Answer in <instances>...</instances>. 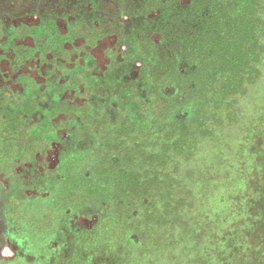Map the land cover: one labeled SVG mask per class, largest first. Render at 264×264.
<instances>
[{"label": "rangeland", "instance_id": "374dc122", "mask_svg": "<svg viewBox=\"0 0 264 264\" xmlns=\"http://www.w3.org/2000/svg\"><path fill=\"white\" fill-rule=\"evenodd\" d=\"M94 2L96 8L89 5L78 16L85 17L86 24L107 20L114 25L103 27L95 34L100 39L88 45L82 36L87 28L74 24L67 29L64 24L59 25L61 54L53 61L60 75L88 73L93 77L120 72L117 103L143 98L152 107L158 106L160 114H173L170 126L174 131L189 126L197 99L192 73L199 65L187 59L191 50L185 42L206 23L202 40L207 47L214 30L208 18L225 7L232 9L236 0ZM182 34L186 35L183 39ZM26 45L31 47L28 54L33 59L22 64L12 57L0 59V87L9 85L7 90L16 93L8 98V91H0V103L5 104L3 109L16 114L24 92L30 93L27 103L31 105H26L25 112L33 125L50 109L52 89L58 84L54 75L46 71L51 57L41 60L37 45ZM119 50L124 56L113 59ZM124 51L128 55L126 61ZM135 53L134 59L131 54ZM155 70L160 80L152 88L147 81ZM66 79L62 80L66 92L61 97L56 121L66 119L64 107L75 87ZM111 99L109 105L113 106ZM230 109L225 120L211 126L210 132L197 142L193 155L175 171L184 181L174 198L185 199V205L177 208L178 213L171 211L177 218L173 229L158 230L157 248H138L131 242L136 234L130 232L129 237L123 236L121 244L105 248L100 256L94 255L93 244L98 236L95 225L84 224L86 231L80 233L73 229V237L58 228L57 223L51 224L57 217L56 212H43V207L49 205L46 195L30 197L28 193L26 201L10 210L3 201L6 178L0 175V264H264V58L254 82L233 99ZM152 131L159 132L157 124ZM153 141L147 140L143 148H152ZM49 160L52 163L54 158ZM143 203H148L145 197ZM79 243L80 250L73 247ZM125 252L130 259L135 258L136 252L138 256L135 261L104 260L117 254L124 257Z\"/></svg>", "mask_w": 264, "mask_h": 264}, {"label": "flooded vegetation", "instance_id": "af4514ba", "mask_svg": "<svg viewBox=\"0 0 264 264\" xmlns=\"http://www.w3.org/2000/svg\"><path fill=\"white\" fill-rule=\"evenodd\" d=\"M94 1L0 0V59L12 57L13 61L22 64L27 59L34 58L29 56L28 50L31 47L27 46L26 42L37 45L36 51L41 60L46 56L51 57L48 60L46 71L49 75H54L55 82L58 84L55 89H52L54 98L51 100L50 109L37 117L38 121L33 125H30L28 114L25 112L26 105H29L27 102L30 93L26 95V91L24 92L22 106L16 114L3 109L2 106L5 107V104L0 103V175L6 178L4 181L7 188L3 201L9 205L10 210L14 211L22 201H26L29 198L28 193L30 197L46 195L49 205L43 207V212L47 215L56 212L57 217L51 224L56 225L57 223L58 228H62L73 237H75L72 233L73 229L80 233L86 231L84 224L95 225L98 236L93 244L96 249L94 255L100 256L105 248L119 244L117 242L119 236L123 237L118 236L119 229L110 224L114 208L111 200L86 195V192L74 191L70 187L87 188L86 184H89L95 175L92 170L96 166H104L105 162L109 164V160L115 161L120 150L114 147H121L125 144L128 150L140 151V165H142L147 153L154 151L159 143L168 142V137H161L164 129L168 128L170 133H174V128L170 126L173 114H160L158 106L152 107L143 98L116 102L118 89L121 86L118 79L120 72L93 77L88 76V73L86 75L82 73L60 75L53 61L61 54V52L58 53L60 50L58 41L61 39L58 36L59 25L64 24L67 29L74 24L82 29L87 28L88 31L82 34L84 44L87 45L100 39L99 37L97 39L95 34L103 27L106 28L107 24L109 27L114 25L107 20H96L93 24H86L85 17L78 16L80 10L86 11L89 5L96 8ZM124 53V61H126L128 55L126 51ZM136 55L137 53L131 54L134 59ZM120 56L124 55L119 50L112 58L119 59ZM153 68L158 69L156 66ZM153 74L149 75L147 81L152 88L158 86L160 79L158 71L155 70ZM63 78L71 80L75 87L72 89L70 101L64 104L66 119L56 121V115L62 106L61 97L66 92L62 86ZM9 87V85L0 87V91H8V98H13L16 93L12 94V90H7ZM111 96H113L112 99ZM110 99L115 105H109ZM145 109L155 113L154 118H149L151 122L148 124H144L143 119L139 121L141 127L137 140L132 138L123 140L120 136L122 128L132 118H136V114ZM154 124L158 125L159 132L152 131ZM63 129L65 131L61 135L60 131ZM148 131L152 133H146ZM14 134L21 139L22 148H17L13 144L11 137ZM114 136L119 137L114 140ZM149 139H154V146L145 150L142 145ZM106 141H113L116 145L108 146ZM50 157L54 158L52 163H49ZM133 160L138 165L136 156ZM0 187H2L1 183ZM144 197L142 196V201ZM146 200L150 201L149 198ZM92 217L94 219L88 221L87 218ZM113 230L116 232L114 235L111 234ZM129 235L127 234L126 237ZM72 244L71 242V246ZM73 247L80 250L82 244L79 243ZM124 249L126 250V247ZM125 256L126 258L119 254L111 255L104 257V260L135 261V258L128 260L130 259L128 252H125Z\"/></svg>", "mask_w": 264, "mask_h": 264}, {"label": "trees", "instance_id": "16d2710c", "mask_svg": "<svg viewBox=\"0 0 264 264\" xmlns=\"http://www.w3.org/2000/svg\"><path fill=\"white\" fill-rule=\"evenodd\" d=\"M208 21L214 30L209 35L211 39L207 47L202 40L208 28L206 23L200 32L190 35L185 42L191 50L187 59L199 65V69L192 73L197 99L190 125L178 127L174 133L164 129L161 137H168V142L159 143L154 151L147 153L142 165L140 151L128 150L125 144L114 147L120 150L115 161L96 166L87 188L70 187L74 191L86 192V195L110 198L114 207L110 224L119 229L118 236H127L130 232L136 234L132 243L140 249L157 248L158 230L174 228L177 218L171 211L178 213L177 208L185 205V199L174 198L184 181L175 171L189 160L197 142L210 132L211 126L225 120L233 99L245 90L247 84L254 82L264 58V0H236L232 9L225 7ZM185 36L182 34L181 38ZM136 115L122 128L120 136L123 140H137L141 127L139 121L143 119L144 124H148L155 113L145 109ZM118 137L114 136V140ZM11 139L17 148L23 147L16 134ZM106 144L109 146L114 142L106 141ZM135 156L138 165L133 160ZM142 196L150 201L143 203ZM115 233V230L111 231V234ZM118 238L121 244L123 237ZM123 255L126 258L125 253ZM137 256L138 252L135 258Z\"/></svg>", "mask_w": 264, "mask_h": 264}]
</instances>
